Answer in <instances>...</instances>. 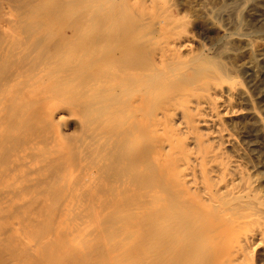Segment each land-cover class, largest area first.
Returning a JSON list of instances; mask_svg holds the SVG:
<instances>
[{
    "label": "bare ground",
    "instance_id": "obj_1",
    "mask_svg": "<svg viewBox=\"0 0 264 264\" xmlns=\"http://www.w3.org/2000/svg\"><path fill=\"white\" fill-rule=\"evenodd\" d=\"M178 21L164 0H0V264H264L241 57Z\"/></svg>",
    "mask_w": 264,
    "mask_h": 264
},
{
    "label": "rangeland",
    "instance_id": "obj_2",
    "mask_svg": "<svg viewBox=\"0 0 264 264\" xmlns=\"http://www.w3.org/2000/svg\"><path fill=\"white\" fill-rule=\"evenodd\" d=\"M164 1L171 11L180 18L178 22L188 24L189 42H192L190 44H193L192 47L197 51L205 52V54H230L241 57L240 63L242 64L239 65L238 62V65L241 72L240 79L245 89L244 95L251 98H249V102L251 101L255 105V112L262 119L252 117L253 105L248 103L246 98L240 96L238 100L245 111L246 115L243 118L246 120L243 118L239 120L238 123L241 125L238 126L252 125V127H248L244 131L235 127L234 130L237 137L243 142L248 157L253 155L257 162L259 161L255 166L252 165L250 170L264 192V134L261 127L264 124V0ZM201 24H208L209 27ZM158 25L159 23H156L155 27ZM151 35L152 33L147 34L146 38L152 37ZM99 44L103 46L106 41L101 40ZM244 73L245 75H242ZM261 104L262 106H260ZM250 119L251 121H249ZM253 148L256 149L253 150Z\"/></svg>",
    "mask_w": 264,
    "mask_h": 264
}]
</instances>
